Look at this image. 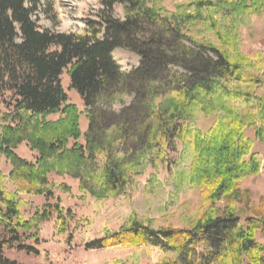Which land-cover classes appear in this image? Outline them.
<instances>
[{
	"label": "trees",
	"instance_id": "obj_1",
	"mask_svg": "<svg viewBox=\"0 0 264 264\" xmlns=\"http://www.w3.org/2000/svg\"><path fill=\"white\" fill-rule=\"evenodd\" d=\"M153 2L103 0L81 33H60L38 24L48 0H0V100L7 110L0 156L11 166L8 178L20 194L48 201L54 173L101 201L128 195L147 168L157 173L165 165L176 193L199 190L201 215L186 227L154 228L132 214L86 250L134 249L151 264H264V200L253 204L238 187L264 168L245 135L252 127L264 142V63L233 51L238 26L264 13V0H199L173 13ZM205 27L214 42L200 36ZM116 49L136 54L138 67L122 71ZM64 74L84 104L83 134ZM129 97L128 107L113 111ZM207 117L214 119L207 131L197 129ZM21 143L33 161L16 154ZM5 179L0 171V264H18L5 251L37 254L40 225L55 219L65 233L72 214L57 200L23 219ZM148 185L162 190L156 178ZM235 200H244L248 216Z\"/></svg>",
	"mask_w": 264,
	"mask_h": 264
},
{
	"label": "rangeland",
	"instance_id": "obj_2",
	"mask_svg": "<svg viewBox=\"0 0 264 264\" xmlns=\"http://www.w3.org/2000/svg\"><path fill=\"white\" fill-rule=\"evenodd\" d=\"M103 0H48L44 4L43 12L39 15L38 24L42 28L52 29L60 33H81L84 28L83 21L91 18L95 11L100 9ZM199 0H155L154 7H162L163 10L173 13L177 5H192ZM188 13L195 15V8H189ZM115 17L123 19L122 8L114 7ZM220 17H217L219 20ZM224 20V19H223ZM220 21V20H219ZM218 21V22H219ZM227 21V20H226ZM212 20L208 21L210 25ZM210 28L205 27L199 33L205 39L214 42ZM212 35V36H210ZM238 43L233 51L239 52L242 56L252 60H259L264 63V13L251 15L245 18L236 30ZM216 38V37H215ZM114 58L122 71L128 72L137 68L140 62L139 57L131 52L116 49ZM177 71L182 72L180 69ZM69 78L63 75L61 85L67 94L68 102L75 105L79 112V127L83 134L88 121L84 117V104L78 94L68 87ZM131 98H125L123 103L116 104L113 111L119 112L128 107ZM7 110L0 100V116ZM50 120H56L57 116L52 115ZM213 118H201L195 127L203 132L213 123ZM245 135L254 145V152L260 154L264 161V142L260 141L255 130L249 127ZM83 143V138L79 140ZM22 159L33 161L35 155L28 149L25 143H21L15 150ZM11 166L0 156V171L5 176L6 192L13 194L19 201V213L23 219H29L36 210L43 208L46 204L54 205L59 200V206L63 210L71 211L72 218L68 223V230L60 233L56 227V220L51 219L40 225L38 233L40 245L37 254H27L16 250L5 251L7 260L15 261L18 264H151L142 256L135 257L134 249H120L118 251L87 249L85 245L90 240L101 239L105 232H117L122 224L132 214H136L138 220L144 224H151L154 228L172 226L174 228L186 227L201 215L200 203L201 194L199 190H183L176 193L168 185V173L166 166H162L157 173L147 168L144 173L137 177L135 185L128 195H121L116 199L96 200L88 194H82L78 189V181L66 176H59L53 173L48 181L55 185L52 199L46 201L44 196H32L20 194L18 189L8 178ZM156 178L162 185V190L148 185V180ZM64 186V187H63ZM239 190L249 193V201L253 204L264 200V168L255 176H250L238 183ZM238 208L244 211L241 216H248L244 200L237 203L232 201ZM224 203L217 204L223 207ZM244 218V217H243ZM258 236V235H257ZM259 241L263 239L258 236ZM71 243H70V242ZM70 244H69V243ZM159 254L152 251L153 256Z\"/></svg>",
	"mask_w": 264,
	"mask_h": 264
}]
</instances>
